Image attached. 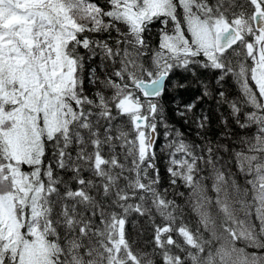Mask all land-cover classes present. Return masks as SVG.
Segmentation results:
<instances>
[{"label":"snow or ice","instance_id":"6c2138e0","mask_svg":"<svg viewBox=\"0 0 264 264\" xmlns=\"http://www.w3.org/2000/svg\"><path fill=\"white\" fill-rule=\"evenodd\" d=\"M0 264H264V0H0Z\"/></svg>","mask_w":264,"mask_h":264},{"label":"trees","instance_id":"16d2710c","mask_svg":"<svg viewBox=\"0 0 264 264\" xmlns=\"http://www.w3.org/2000/svg\"><path fill=\"white\" fill-rule=\"evenodd\" d=\"M165 163H166V161L160 163V167H161V171H162V172H163L164 164H165Z\"/></svg>","mask_w":264,"mask_h":264}]
</instances>
